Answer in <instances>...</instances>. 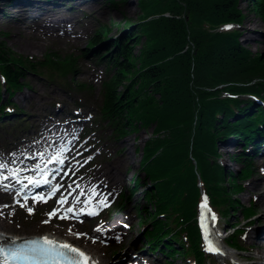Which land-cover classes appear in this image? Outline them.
Returning a JSON list of instances; mask_svg holds the SVG:
<instances>
[{"label":"trees","instance_id":"obj_1","mask_svg":"<svg viewBox=\"0 0 264 264\" xmlns=\"http://www.w3.org/2000/svg\"><path fill=\"white\" fill-rule=\"evenodd\" d=\"M240 1L139 0L144 15L138 29L146 42L138 55L137 35L132 30L129 36L113 41L108 38V26L97 31L87 48L91 52L107 43L98 56L107 74L100 101L95 102L113 136L126 137L138 128L153 129L154 136L139 150L145 181L133 182L148 187L144 198L151 209H139L147 244L165 254L177 251L173 242L181 245L183 254L201 259L196 222L199 179L212 204L228 220L237 207L234 194L239 197L245 190L243 182L252 177L254 169L247 153L236 157L247 170L241 176L233 173L230 180L218 160L224 136L235 134L250 143L261 132L257 125L264 118V111L247 114L248 104L242 106L244 102L237 99L246 93H264V55L245 47L239 30H222L225 25L243 23ZM252 2L264 20V0ZM76 71L75 57L34 59L0 42V111L7 103L2 100L3 88L12 98L29 87L27 75H45L64 87ZM75 89L85 96L91 94L86 99L93 98L92 86L78 83ZM244 209L247 220L256 214L252 207ZM240 226H235L230 237L233 246L238 244Z\"/></svg>","mask_w":264,"mask_h":264},{"label":"rangeland","instance_id":"obj_2","mask_svg":"<svg viewBox=\"0 0 264 264\" xmlns=\"http://www.w3.org/2000/svg\"><path fill=\"white\" fill-rule=\"evenodd\" d=\"M1 1L4 5L11 2ZM113 1L114 3L108 0L90 2L93 10L77 6L73 11L55 8V11L65 18L55 26L49 25L46 19L39 20L42 16L37 19H17L0 12V42L5 41L11 50L34 59H45L49 55L54 58L58 55L64 59L75 57L77 74L74 81L93 86L94 95L98 98L106 68L86 50L97 29L108 25L111 28L108 38L111 40L120 38L126 29L129 30L121 37L132 30L137 35V55L146 42L145 35L138 29V22L144 15L139 0ZM16 2L12 0V3ZM239 7L245 15L242 25L238 27L242 34L241 43L253 53L264 55V20L257 14L252 0H241ZM35 26L43 28L38 32L40 34L28 36L26 33L33 31ZM252 29H257V32L247 34ZM25 80L30 85L29 88L17 93L11 106L13 110L22 111L19 116L25 120H17L13 113L0 119V163L11 166L10 157H19L28 148L34 151L30 147L36 140L44 144V140L61 138L67 146L71 145V160L60 177L64 185L60 197L77 188L80 192L87 190L90 196L95 195L96 205L91 209L98 210V214L82 217V223L72 230L74 227L68 220L59 217L50 219L48 216L58 208V199L47 205L38 201L26 202L25 207L12 205L13 201L2 202L3 207L10 206V209L0 213V227L5 233L19 237L59 235L74 242L85 253L93 255L99 263L117 264L132 258L130 262L137 264H165L161 253L141 250V246L145 245V228L141 227L136 214L137 208L147 206L151 209V205L144 198L148 187L136 185L133 181H145L144 174L140 172L142 155L137 151L142 150L145 142L153 136L152 127L138 128L135 133L126 137L114 138L112 129L101 122L94 103L84 101L74 88L60 87L40 74H29ZM260 95L263 96L262 93ZM38 133L42 134L43 138L36 139ZM223 143L219 150L221 163L230 171L243 172L246 166L234 158L241 153L242 146L233 149ZM28 156L24 159L27 163L31 161ZM254 163L255 174L246 182V189L240 194L239 202L242 204L241 208L254 205L258 211L257 216L246 221L245 210L241 209L234 212L236 215L229 219V224L221 219L218 227L224 230L242 223L244 234L240 243L245 251H233L242 261L252 264L259 261L264 264V239H255L264 229V208L260 205V197L264 195V154L257 155ZM100 201H106L107 206L99 208ZM29 208L33 209V214H29ZM106 217L110 219L107 221ZM101 220L106 221L100 223ZM91 221V225H88L87 222ZM223 230L222 236L229 234ZM96 231L99 236H95L98 235ZM77 233L86 235L77 238ZM173 245L176 246L174 243ZM258 253L261 257L256 256ZM174 254L172 262L183 263V257ZM185 259L189 260L188 256H185ZM215 261H208L206 264H216Z\"/></svg>","mask_w":264,"mask_h":264},{"label":"bare ground","instance_id":"obj_3","mask_svg":"<svg viewBox=\"0 0 264 264\" xmlns=\"http://www.w3.org/2000/svg\"><path fill=\"white\" fill-rule=\"evenodd\" d=\"M95 1H97V0H36V1L35 0H24L22 2H19V4L12 3V2H10V4H9L7 2V4L4 5V2L0 0V10H1L0 12L6 13L7 15H10V16H12L14 18H17V19H21V18H24V19L34 18V19H37L39 16H42L39 20L46 19V21L48 22L49 25H54L55 26L58 23H60L61 21L65 20V18L63 17L62 14H58V12L55 11V8H64V9H67L69 11H73L74 7L77 6V7H85L87 9L93 10L94 7L89 5V3L90 2L91 3H95ZM6 5H7V7H6ZM10 5H11V7H9ZM42 29L43 28H41L40 26H35L33 31L27 32L26 34L28 36H30L32 34H34V36H38V34H40L38 32L42 31ZM126 30H124V31H126ZM18 32L21 33L20 31H18ZM44 32H47V31H44ZM256 32H257V29H252V30H249L247 34H255ZM129 35L130 34H128V36ZM129 42L131 43L132 41L130 40ZM93 56L96 57V55H93ZM256 81L257 80H254L250 84H253ZM259 96H260V93L257 94V97H259ZM263 96H264V93H263ZM255 98H256V96H255ZM261 102L264 103L263 100H261ZM258 109H259V112L262 113L264 111V104L261 105ZM252 111H255V110H252ZM253 114H256V113L253 112ZM229 136H230V139L225 144L228 147L232 146V148L235 149L236 148L235 145L238 146V145L243 143L242 138L238 137L237 135L231 134V135H228L227 137H229ZM41 137H42V134H40V133H38L36 135V139H39ZM45 137H47V135ZM48 140L49 139L44 140V144H40L38 140H36L35 144L32 143L30 148H33L35 150V152H32L28 148L19 157H16V158L10 157L11 158L10 161L12 163V166L6 167L5 169L0 170V171H2V173H5V172L8 173V175H6V177H8V179H6V180L11 181V182H15V180H16L15 176L21 175V176L24 177V179H26V182H27L28 178L30 177V174L33 173V166H31V165H34V162L39 160L40 154L41 153L45 154V153H47L49 151H53L56 148L60 147V145H61V138L56 139L55 142L48 141ZM65 149H66V151H68L69 148L65 147L64 151H65ZM61 151H63V150H61ZM232 151H231V148H230V152H232ZM62 154H63V152H60V153L58 152L57 157H60ZM28 155L30 156V159L32 161H33V158L35 157L34 162H32L31 165H25L24 164V163H26L24 161V159ZM135 160H136V157H135ZM21 162H24V163H21ZM223 167L225 168V172L227 173L228 177L232 176L233 173L237 174L238 176H241L244 173V171L243 172H235V171H232V170L230 171L227 168L226 165H223ZM17 171H18V174L13 176L12 173L13 172H17ZM24 173L28 176V178L25 176ZM2 181H4V180L2 179ZM243 183H245V182H243ZM200 188L204 191V196L208 197L211 200L210 194L208 192H205L206 190L204 189L202 183H201V187ZM229 188H230L231 191H233L232 184L229 186ZM13 196H14V194H10V197H13ZM6 197H7V195H4V194L1 193V187H0V213H2V212L5 213V212H7L10 209L9 206H7V207L4 206L3 207V205H2L3 199H5ZM201 197H203V196H201ZM234 198H235V200L237 202V207H235V209L232 210L233 211V215L231 217H229L228 220H225L226 224H229V222H230L229 219L233 218L236 215L234 212H236V211L238 212L241 209L245 210L244 207L241 208L242 204L239 202V197L234 195ZM61 199H66L67 200V203H65L64 205H62V206L59 205V208L63 211V213L66 212L67 209H69L66 206L68 204H71V203H73L76 207L77 206H81V207H83V206H92L93 207V206H95V203H96L95 195H93V196L91 195L90 196L87 190H85L83 192H80L78 188L75 189L72 193H70V195H68L67 197L61 198ZM77 200H79L80 203H76ZM89 200H91V204H89ZM260 205L264 208V195L262 197H260ZM86 209L88 210L89 208H86ZM204 209H205V211H209L208 207H206V208L204 207ZM88 212L89 211H84L85 214H88ZM74 216H76V218H72ZM74 216H71L70 218H68L69 219V224H71L74 227V229H72V230H75V228L80 223V219H78L79 215L75 214ZM232 226H231V228H232ZM230 229L225 228L223 230V229H221L219 227H213L211 229V228H208V227H205V226L201 228V232H199L200 235L197 237V240H198L197 244L200 247V253L204 252L203 255L201 256V258H203L205 260V262H208V261L211 262V261H215L216 259H218V260L215 261L216 264H232V260L231 259L238 258V259H236L237 260L236 261L237 264H252L251 262L240 261L239 257H238V254L235 253L231 249V247L228 248L227 246H225L223 244V241H222V238H221V235H222L221 231L223 230V232L225 231L226 233H228L230 231ZM256 231H260V230L256 229ZM251 233H252V237H253V232H251ZM6 234L7 233H5V231L0 227V241L4 240L6 238ZM205 234H208V235L205 237L204 236ZM48 236H51V235H48ZM263 236H264V230L259 232L258 237H255V239L256 240L257 239H261ZM14 238H26V237H19V236L16 237V236H14ZM208 240L211 241V244L207 245V250L211 254H209L208 252H206L204 250V246L206 245ZM189 242H191L190 239H189ZM210 246L212 248H214L215 250L214 251H210L209 250ZM235 247H236V249L245 251L244 246L242 244H240V243L236 244ZM174 249L177 250L175 254H177L179 257H183V259H181V260H183V263H181V264H195V261H194L193 258H189V260L185 259V256L183 254V248H179V249L178 248H174ZM86 255L90 258V261H89L90 264H92V262H95V264H106V263H99L95 259V257L93 255H90V254H86ZM256 256H258V257L260 256L261 257V254L258 253V254H256ZM196 264H200V260H196ZM253 264H263V262L257 261V262H255Z\"/></svg>","mask_w":264,"mask_h":264},{"label":"snow or ice","instance_id":"obj_4","mask_svg":"<svg viewBox=\"0 0 264 264\" xmlns=\"http://www.w3.org/2000/svg\"><path fill=\"white\" fill-rule=\"evenodd\" d=\"M228 29L231 28V25L226 26ZM40 156H43V153L40 154ZM51 159V158H50ZM56 162H58L60 165L64 164V160L60 157H56ZM7 167L6 164L0 163V170H3ZM59 171V169H58ZM18 174L17 172H13L12 175L15 176ZM0 179H8L6 176H2V171H0ZM36 183L39 184L38 181H33L31 177L28 178V184ZM45 183H48L47 180H45ZM0 187H7L6 185H3L0 183ZM58 186L55 187L52 191V193L49 195L48 198L44 197H33V200H43V202L47 203V199L52 198L55 195V192L58 191ZM95 193V190H93ZM207 197H204V204L203 207L206 208L207 206ZM17 204H19V201H16ZM65 203H67L66 199H61L58 201V205L62 206ZM76 203H80L79 200L76 201ZM89 204H91V200H89ZM23 206V205H21ZM107 206L106 201H100L99 208H103ZM7 207V206H5ZM29 214H33V209H28ZM59 213V207L57 209H54L51 213L48 214L49 218L56 217ZM76 213L72 208L67 209L66 212L59 215L60 219H67L71 216H74ZM89 215H95L98 214V210L90 211L88 212ZM214 219V217H212ZM49 221H45V223H48ZM99 231V229H97ZM69 232H71V229H69ZM82 235L77 233V238H80ZM12 245H15V247H12ZM210 251H214L215 249L211 246L209 247ZM67 253H72L73 256L71 259H68ZM11 257V259H9ZM16 260H25L28 261V264H62L64 260H68V264H89L90 258L83 252L77 249L76 247L67 244V243H60L53 239L48 238L47 236L27 241L24 244L17 245L16 241H10L9 244L0 246V264H12L13 261ZM92 264H95V262H92Z\"/></svg>","mask_w":264,"mask_h":264}]
</instances>
